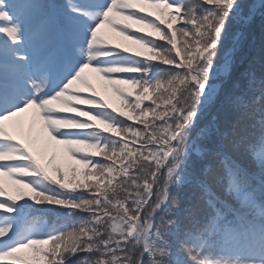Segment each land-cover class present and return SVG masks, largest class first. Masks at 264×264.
I'll list each match as a JSON object with an SVG mask.
<instances>
[{"label":"snow or ice","instance_id":"snow-or-ice-1","mask_svg":"<svg viewBox=\"0 0 264 264\" xmlns=\"http://www.w3.org/2000/svg\"><path fill=\"white\" fill-rule=\"evenodd\" d=\"M0 264H264V0H0Z\"/></svg>","mask_w":264,"mask_h":264},{"label":"trees","instance_id":"trees-1","mask_svg":"<svg viewBox=\"0 0 264 264\" xmlns=\"http://www.w3.org/2000/svg\"><path fill=\"white\" fill-rule=\"evenodd\" d=\"M104 31L107 35L112 37L111 39L112 43H124V44L128 43L126 41H123L120 37L114 36L112 33L108 32V30H104ZM261 36H262L261 20L259 17H257L255 23L251 26V28L245 30V34L243 37L245 50L249 49L252 46L253 42L258 47L261 43ZM131 47L133 48V50L144 51L143 49H138L137 46L134 45H132ZM245 68L246 65L241 64L238 66L237 72L241 73L245 70ZM87 79L89 80V82L93 84L97 92H99L100 97H102L113 107H116L118 110L127 111V109L122 105L120 98L115 93H113L111 88L108 85L104 84V82L101 81L100 78L96 76V74L88 73ZM128 91L132 93V97L134 98L135 96L134 90L129 89ZM145 103H148V101H145ZM151 119L152 117L150 116L149 122L151 121ZM140 126L143 127V125ZM57 147L62 161L71 164L73 167L77 168L80 173L86 171L81 165L76 164L74 161L69 159L66 148H64L63 146H57ZM4 182L6 186L9 184V181L7 179H4Z\"/></svg>","mask_w":264,"mask_h":264},{"label":"rangeland","instance_id":"rangeland-1","mask_svg":"<svg viewBox=\"0 0 264 264\" xmlns=\"http://www.w3.org/2000/svg\"><path fill=\"white\" fill-rule=\"evenodd\" d=\"M85 76H86V73H85ZM86 78H87V76H86ZM27 118H25V120H26Z\"/></svg>","mask_w":264,"mask_h":264}]
</instances>
